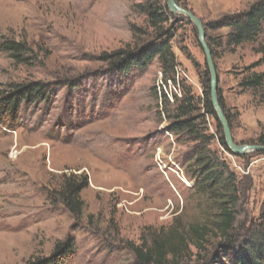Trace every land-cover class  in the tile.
<instances>
[{"label":"rangeland","instance_id":"obj_1","mask_svg":"<svg viewBox=\"0 0 264 264\" xmlns=\"http://www.w3.org/2000/svg\"><path fill=\"white\" fill-rule=\"evenodd\" d=\"M143 1L0 0V44L9 39L32 48L26 63L0 50V95L31 80L49 82L54 91L52 101L24 105L16 123L0 125V264L49 255L68 235L76 240L73 264H134L130 246L150 228L215 225L216 210L192 188L193 144L168 130L184 90L197 99L204 94L209 67L197 26L182 14L172 28L176 67L168 78L181 93L175 101L163 97L171 85L158 60L122 74L102 58L133 43V27H146V16L134 10ZM255 1L177 2L206 27L218 97L239 145H263L264 89L246 81L264 75V64L257 65L253 43L226 44L229 29L220 19ZM206 121L215 136L210 148L241 182L235 231L241 237L264 215V152L233 153L221 143L217 120L207 115ZM83 177L88 186L78 221L60 191Z\"/></svg>","mask_w":264,"mask_h":264},{"label":"trees","instance_id":"obj_2","mask_svg":"<svg viewBox=\"0 0 264 264\" xmlns=\"http://www.w3.org/2000/svg\"><path fill=\"white\" fill-rule=\"evenodd\" d=\"M176 1L180 3L182 0ZM134 10L146 16V27H133V43L111 53L105 52L102 58L109 64L110 70L122 74L144 69L158 60L168 78L176 67L172 28L183 20L182 14L172 12L166 0H144ZM220 22L229 29L226 34L228 46L253 43L260 54L257 65L264 64V0H256L245 10L227 14ZM209 45L214 59L212 44ZM0 50L9 53L19 63L31 59L32 48L26 42L7 39L0 44ZM246 83L250 87L264 89V75L253 73ZM203 85V97L198 99L191 90H184L182 98L177 99L169 112L168 130L178 140L193 144L190 152L193 158L187 156L196 165L191 169L192 188L216 210L215 225L191 223L182 228L175 224L169 228H150L152 231L142 237L140 244L130 246L134 264H264V215L253 221L241 237L235 234L242 202L241 182L225 159L210 148L215 136L208 132L207 115L217 120L221 143L230 150L212 103L209 69L206 70ZM52 88L49 82L42 80L13 84L0 95V125L12 126L16 123L24 105L52 101ZM219 103L232 127L220 99ZM201 110L205 112L201 113ZM260 143L264 145V139H260ZM87 186L86 177L79 182L69 179L60 191L62 202L78 221L85 209L81 193ZM212 237L217 238L215 244L211 243ZM76 255V240L73 235H68L55 244L49 255H33L23 264H73Z\"/></svg>","mask_w":264,"mask_h":264},{"label":"water","instance_id":"obj_3","mask_svg":"<svg viewBox=\"0 0 264 264\" xmlns=\"http://www.w3.org/2000/svg\"><path fill=\"white\" fill-rule=\"evenodd\" d=\"M168 7L174 13L185 14L187 17H189V19H191L194 22V24L198 28L200 41L204 47L206 59H207V64H208L210 74H211V99H212V103L214 105V108L216 110L218 118H219L221 125L223 127L224 138L226 140L228 147L230 148V150L233 153H235L237 155L246 154L250 151H262V152H264V145H239L234 139V136H233L230 124L228 122V119H227V117H226V115H225V113H224V111H223V109L219 103V97H218V93H217L219 77H218L217 69H216V66L214 63V59H213L210 47H209L207 40H206L207 35H206V29H205V26L203 24V21L199 17H197L193 12L180 7L176 0H168Z\"/></svg>","mask_w":264,"mask_h":264},{"label":"built area","instance_id":"obj_4","mask_svg":"<svg viewBox=\"0 0 264 264\" xmlns=\"http://www.w3.org/2000/svg\"><path fill=\"white\" fill-rule=\"evenodd\" d=\"M161 81H162V79H163V76H162V73H161ZM176 82V81H175ZM173 82H172V80L171 79H167V84H170L171 85V88H170V91L169 90H167V89H165V94H164V98H165V100L166 101H175V99L177 98V95L178 96H181V93H180V89H179V86L177 85V87L174 85V84H172Z\"/></svg>","mask_w":264,"mask_h":264}]
</instances>
